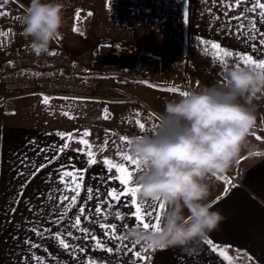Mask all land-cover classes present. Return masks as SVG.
<instances>
[{
	"label": "crops",
	"instance_id": "crops-1",
	"mask_svg": "<svg viewBox=\"0 0 264 264\" xmlns=\"http://www.w3.org/2000/svg\"><path fill=\"white\" fill-rule=\"evenodd\" d=\"M42 2L64 5V24L49 51L63 49L68 54L72 63L66 66L71 69L67 74L94 77L102 96L129 95L135 99L49 98L46 104L44 97L23 96L1 103L5 93L1 76L13 68L6 63L9 48L5 35H0V264H55L54 254L72 251L63 248L59 239L73 246L75 210L82 202L76 199L74 178L62 177L63 172L76 174L79 192L89 188L92 181L108 182L109 188L115 189L126 186L117 178L120 173L115 168L110 172L104 161L88 163V145L95 158L113 155L110 148L93 144L91 134L84 136L94 126L106 125L108 104H151L163 113L165 103L178 100L182 92L225 84L226 69L236 66L237 57L227 58V66H222L205 52L207 45L201 41L218 43L234 54L264 59V45L260 44L264 19L259 9L250 11L252 0H240L238 7H229L235 0ZM29 3L0 0V33L12 29L16 47L30 46L20 22ZM103 45L116 49L114 62L105 74L92 71L88 63ZM240 66L247 67L243 63ZM169 88L179 91H167ZM253 103L256 127L248 137L249 147L264 151V96ZM81 140H87L88 145ZM138 174L134 166V187ZM221 176L223 179L218 178ZM205 182L210 191L206 202L225 217L218 228L193 245L191 254L180 248L145 251L134 243V264H230L220 250L227 252L231 264H264V156L242 149L229 170ZM123 197L115 204H130L131 197ZM167 210V205L153 209V219H161ZM126 214L129 217L131 213ZM125 217L122 226L125 222L126 227L138 226L135 215L134 219Z\"/></svg>",
	"mask_w": 264,
	"mask_h": 264
},
{
	"label": "clouds",
	"instance_id": "clouds-1",
	"mask_svg": "<svg viewBox=\"0 0 264 264\" xmlns=\"http://www.w3.org/2000/svg\"><path fill=\"white\" fill-rule=\"evenodd\" d=\"M63 7L60 2L30 0L25 8L22 35L30 38L35 55L48 53L59 36ZM187 93L167 101L158 128L133 137L130 145L143 169L135 177L140 199H159L168 206L158 229L134 226L126 233L131 242L152 251L180 248L193 253V245L225 219L206 202L210 194L206 179L229 170L242 149L264 156L248 141L256 127L253 101L264 96V70L234 66L226 69L225 84Z\"/></svg>",
	"mask_w": 264,
	"mask_h": 264
},
{
	"label": "rangeland",
	"instance_id": "rangeland-1",
	"mask_svg": "<svg viewBox=\"0 0 264 264\" xmlns=\"http://www.w3.org/2000/svg\"><path fill=\"white\" fill-rule=\"evenodd\" d=\"M7 30L9 28L5 32ZM120 97L122 98V96ZM108 106L106 125L91 128L90 137H92L93 144L101 148H110L113 155L112 157L102 155L95 159L100 163L105 159L113 160L115 163H124L129 166V171L133 172L132 180H134V166L122 161L121 155L117 151L119 147L123 146L125 151L131 154L130 146L120 137L132 140L133 137L142 134H151L158 128V116L162 114V110L154 108L151 104H108ZM136 113H140V118L146 122V129L143 131L134 122ZM114 154H116V158H114ZM132 182L124 188L115 189L109 188L108 182L102 184L92 181L89 188H84L79 192V195H76V199L79 198L82 204H78L75 210V219L80 217V224L78 226L75 224L73 246L69 247L72 251L69 253L60 251L54 254L55 256L52 257L56 258L55 264H66L67 256L69 260L67 264H88L90 260H94L96 264H134V243L127 239L116 238L126 237V233L130 229L129 226L126 227L128 222L123 224L124 227L121 225L122 218L115 219L116 213H120L121 216L126 215L125 218L134 219L133 208L130 210L129 204L125 203L117 202L115 204L116 200L108 195L110 191L115 190L120 193V196H124L123 198L130 197V194L125 195L121 189L126 192L128 188L134 187ZM68 196L70 197V195ZM97 207L101 209L99 213L96 212ZM81 208L84 209L83 213L80 211ZM126 213L131 214L128 217ZM112 225L116 226L115 233L110 231ZM85 229L87 231H84ZM97 241L103 245V248L97 246ZM108 248H111L112 251H107ZM17 259H20V256Z\"/></svg>",
	"mask_w": 264,
	"mask_h": 264
},
{
	"label": "built area",
	"instance_id": "built-area-1",
	"mask_svg": "<svg viewBox=\"0 0 264 264\" xmlns=\"http://www.w3.org/2000/svg\"><path fill=\"white\" fill-rule=\"evenodd\" d=\"M8 45L6 63L14 71L1 76L4 89L1 103L23 96H40L48 98H65L72 100H96L106 102L134 100L132 96L112 98L99 94V84L94 77H79L65 73L41 70L44 67L70 66L72 60L63 49L48 51L37 56L30 46H15L14 32L5 33ZM51 53H55L54 55ZM116 49L103 45L99 53L89 59V66L97 73H107L114 62Z\"/></svg>",
	"mask_w": 264,
	"mask_h": 264
},
{
	"label": "snow or ice",
	"instance_id": "snow-or-ice-1",
	"mask_svg": "<svg viewBox=\"0 0 264 264\" xmlns=\"http://www.w3.org/2000/svg\"><path fill=\"white\" fill-rule=\"evenodd\" d=\"M4 2H6V0H4ZM217 2H219V0H217ZM240 4V0H235L234 4L229 5V7H238ZM257 9H259V16L260 18L264 19V2H262V0H252V7L250 9V11L252 12H256ZM89 15H91V13H89ZM76 18L79 19V13L76 14ZM239 18V17H237ZM76 31H78V29H74ZM256 30V25L255 23L252 24V31ZM251 34V33H250ZM0 35H6L4 33H0ZM264 35V34H261ZM201 43L206 44L207 46L205 47V52L207 54H211L213 59L218 61L222 66H227L228 60L227 58L229 57H233L234 55L237 57V61L236 66H240L241 63H243L245 66L250 67L254 70H264V59H253V56L251 55H242L239 53L234 54L231 51H228L226 49H223L221 47V45H219L218 43H213V42H205V41H201ZM260 44L264 45V39L260 40ZM51 54H55V53H51ZM167 91H172V92H177L179 91L178 89L175 88H169L167 89ZM187 92H182L181 95H187ZM44 103H48L49 102V98L48 97H44ZM65 115H67V113H65ZM140 113H136L135 114V124L138 125V127L143 131L146 129V122H143L142 119L140 118ZM105 119L108 118V114H107V110H105ZM62 137L65 135L63 133L60 134ZM90 135V133H88L87 131L84 132V136H88ZM120 139L122 141H126L127 145L130 146L132 143V140H127V138L125 137H120ZM82 144L88 145V141L87 140H81L80 141ZM64 148H67L68 145L64 144L63 145ZM89 147V151H88V156L90 157V160L88 161L89 164H95L96 160H95V154L91 151V146L88 145ZM118 153L121 155V160L124 162H128V164L130 166H135V171L136 172H142L143 169L140 165V162L138 159H134L132 154H129L125 151V148L119 147L117 149ZM256 155H259V153H256ZM105 165L108 166V170L111 172L113 168L116 169L117 173H120V175L117 177L122 185H129L132 181L133 178V172L129 171V166H126L124 163H115L112 160L109 159H105L104 160ZM75 173L73 172H69V171H65L62 174V177H73V181L72 183L75 185V190H76V195H79V189L81 187L80 183H77L75 180ZM220 179H223V177H218ZM63 182V179H62ZM89 191H91V189H89ZM122 192H124L125 195L130 194V204L128 205L130 210L132 208L135 209L134 215L137 218L138 226H142L145 229H158L159 227V222H160V218L159 216H156L155 219H153V209H164L165 208V203L160 201L159 199L157 200H151V201H146V200H141L138 199V193H139V186L136 185L135 187H130L127 189V191L125 192L124 189H121ZM108 195L110 197H112L113 200L119 201L120 200V193L116 192L115 190H112L108 193ZM73 200H75V197H73ZM81 213H83L84 209H80ZM101 209L99 207L96 208V212H100ZM116 217L117 219H121L122 216L120 213H116ZM75 224L78 226L80 224V217L76 218ZM84 231H87V229H85ZM110 231L115 233L116 231V226L112 225L110 227ZM117 239H126V237H116ZM207 243L211 244L212 241L211 240H206ZM59 243L60 245L67 249L69 248V244L66 243L63 239H59ZM97 246L100 248H103V245L100 244L99 241L96 242ZM148 248H145L144 250L146 251ZM107 251H112L111 248L106 249ZM216 250V249H214ZM220 254L222 256H224L226 259L229 260L230 264H231V258L227 256V252L225 250H220ZM137 256L140 257V253H137ZM39 259V258H37ZM88 264H96V262L94 260H90L88 262Z\"/></svg>",
	"mask_w": 264,
	"mask_h": 264
},
{
	"label": "trees",
	"instance_id": "trees-1",
	"mask_svg": "<svg viewBox=\"0 0 264 264\" xmlns=\"http://www.w3.org/2000/svg\"><path fill=\"white\" fill-rule=\"evenodd\" d=\"M41 70H46V71H51V72H54L56 74L58 73H69V71H71V69L69 67H66V66H60V67H44V68H41ZM14 71V69L10 70L9 72L6 71L4 72V74H9V73H12Z\"/></svg>",
	"mask_w": 264,
	"mask_h": 264
}]
</instances>
